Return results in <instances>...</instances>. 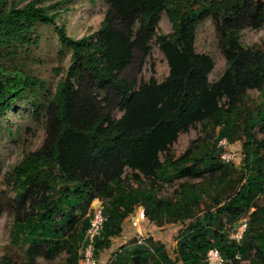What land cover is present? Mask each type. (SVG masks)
I'll return each instance as SVG.
<instances>
[{"label": "trees", "instance_id": "trees-1", "mask_svg": "<svg viewBox=\"0 0 264 264\" xmlns=\"http://www.w3.org/2000/svg\"><path fill=\"white\" fill-rule=\"evenodd\" d=\"M43 1L5 10L6 0H0V60L4 48L29 43L38 23L55 26L59 43L71 52L65 75L46 99L42 145L4 177L14 196L3 192L6 204L0 202V212L9 209L14 218L12 243L48 260L66 250L71 264H79L92 214L77 227L74 213L79 208L86 216L98 199L106 217L95 243L98 261L104 255L109 256L106 264H146L148 257L156 264H206L208 251L218 248L226 264H264V206H255L264 193V154L252 131L258 124L264 128V105L252 106L248 97L249 90L264 95V49L241 42L242 31L264 26V0H109L100 28L81 38L58 26L60 12H49ZM164 12L171 35L159 32ZM205 18L215 22L226 58V70L215 82L208 77L214 60L194 45L196 27ZM154 39L169 75L135 88L123 73L137 55L142 65ZM38 89H46L44 80L0 63V116ZM117 109L123 111L119 118L114 117ZM197 123L216 134L212 148L196 146L195 153L192 142L183 156L164 163L161 153H169L179 134ZM243 136L248 165L239 168L216 158L223 150L220 140L233 144ZM205 170L220 172L208 182L213 191L208 202L200 184H181L175 198L158 195L165 184ZM140 207L156 227L186 226L177 237L176 254L152 238L140 244V236L135 248L109 253ZM245 214L247 228L237 241L224 218L234 222ZM0 264L13 263L3 258Z\"/></svg>", "mask_w": 264, "mask_h": 264}, {"label": "rangeland", "instance_id": "rangeland-1", "mask_svg": "<svg viewBox=\"0 0 264 264\" xmlns=\"http://www.w3.org/2000/svg\"><path fill=\"white\" fill-rule=\"evenodd\" d=\"M29 0H6L3 8L9 9L10 6H23ZM61 2L60 6L56 4ZM42 6L49 12L59 11L56 19L58 26H65L67 33L74 38H81L84 35L96 33L100 28L102 21L110 8L109 0H44ZM197 6V4H195ZM159 32L166 35L172 34V24L164 12L160 16ZM30 42H15L10 48H4L3 56L0 63L10 70H20L26 74L35 75L46 82V89H38L35 94H29V97L16 102L11 111L4 116H0V198L1 204H6V196L3 192L8 193L9 197H13L14 193L5 180V174L18 165L25 155L38 149L46 136V99L54 93L55 88L61 77L65 75L70 65L71 52L62 47L58 40L56 27L53 25L36 24L29 35ZM241 42L245 47L257 46L264 49V26L258 29H246L242 31ZM195 49L198 53L207 54L214 60V67L209 73L210 82L217 81L226 70V58L219 44V38L216 30L215 22L211 18L201 20L195 30ZM141 56L135 57V62L130 66L123 75L135 83L138 88L143 81H147L154 77L158 82H162L169 75L170 67L168 61L162 52L159 44L154 39L151 42V49L140 65ZM62 68L63 71L57 74L56 69ZM249 101L252 106L255 104L264 105V95L258 90L248 91ZM226 105L227 100H221ZM123 114L121 109L114 112V117L119 118ZM255 138L260 141L258 152L264 154V128L262 124L253 127ZM216 140V134L211 133L210 129L204 127L201 123H197L188 131H182L176 142L172 145L169 153H161V160L165 163L172 158L179 159L183 156L192 142L195 153L200 149L207 150L212 148ZM245 136L238 139L232 144L233 158L227 163H234L239 168L249 164L244 161V144ZM196 146H200L198 149ZM222 151L216 152V158ZM204 169L207 166L202 165ZM127 173H131L127 169ZM206 171L198 177L187 175L175 179L165 184L158 192L160 197H176V191L179 190L183 183L200 184L205 188L203 193L204 202L209 201V194L213 193L212 189H208V182L211 176L218 175L220 172L211 174ZM135 185V184H134ZM97 200H94L86 216L82 215V211L77 208L74 216L76 226L80 227L85 217H90L93 208L97 206ZM255 206H264V193L256 200ZM203 207V205H202ZM254 209V208H253ZM252 209V210H253ZM248 221V214L236 219L234 222H228L224 218L226 229L231 237H234L244 220ZM14 225V218L9 209L0 212V260L8 258L13 264H71V256L66 250H61L59 254L52 260H48L41 255L29 254L25 247L16 246L11 241V231ZM186 226L156 227L155 224L147 222L142 225L141 229L126 228L123 235L116 237L112 241V247L109 253L114 254L121 247L130 250L135 248L136 241L140 236V232L147 238L163 243L169 253L176 254L177 237L180 230ZM109 256L102 255L99 259L100 264H106ZM146 264H156L154 259L148 257ZM228 264H233L228 262Z\"/></svg>", "mask_w": 264, "mask_h": 264}, {"label": "built area", "instance_id": "built-area-1", "mask_svg": "<svg viewBox=\"0 0 264 264\" xmlns=\"http://www.w3.org/2000/svg\"><path fill=\"white\" fill-rule=\"evenodd\" d=\"M219 146L222 147L221 159L225 162H229L233 158L232 153V143H230L226 138L220 140ZM245 160V154L244 159ZM98 204L93 208L92 217L90 220V225L87 228L84 239L79 250L80 262L79 264H99L98 259L95 256V243L101 232L106 221V217L103 213L102 202L96 199ZM149 222L145 214L143 207H140L131 219V228L141 229L142 225ZM247 228V220L245 219L242 226L233 237L235 240L240 241L243 237V233ZM146 236L140 232V244H146ZM227 260L218 248H212L208 251L206 256V264H226Z\"/></svg>", "mask_w": 264, "mask_h": 264}]
</instances>
